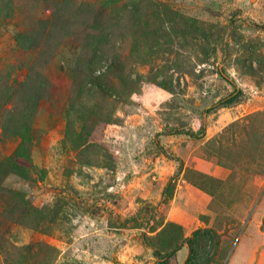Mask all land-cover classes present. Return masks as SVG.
Here are the masks:
<instances>
[{"label": "rangeland", "instance_id": "rangeland-1", "mask_svg": "<svg viewBox=\"0 0 264 264\" xmlns=\"http://www.w3.org/2000/svg\"><path fill=\"white\" fill-rule=\"evenodd\" d=\"M8 1L0 96L18 111L33 82L41 100L33 167L0 171V264H159L155 251L200 228L219 234L212 264H264V0H141L140 15L113 21L98 68L122 70L109 93L78 74L93 13L110 0H73L71 36L58 26L63 0ZM220 69L244 93L208 112L234 91ZM179 131L203 136L167 135ZM2 134L0 164L20 144Z\"/></svg>", "mask_w": 264, "mask_h": 264}, {"label": "trees", "instance_id": "trees-1", "mask_svg": "<svg viewBox=\"0 0 264 264\" xmlns=\"http://www.w3.org/2000/svg\"><path fill=\"white\" fill-rule=\"evenodd\" d=\"M0 1L10 3L8 0ZM140 2L141 0H110L111 8L107 5V2L101 5V9L97 8L96 10L98 11L93 13L92 19L94 23L91 27H88L90 37L85 40V50L83 51L84 53H88L83 55L85 56L83 59L85 64L78 74V78L82 80L85 85H89L101 92L107 91L108 93L109 90H112L114 87L113 76L122 73V70L117 68V62L112 61L105 71H100L98 68L101 67L102 56L111 57V52L106 49V46L109 44V40L111 43L110 37H112L111 35L114 33L113 21L115 20L114 29H118L124 25L123 23H125V16L127 13L130 15H140L142 13L140 10ZM120 3L122 5H119ZM75 6V1L63 0L58 7L63 13L59 16L61 22L58 26L64 30V32L70 34V36L73 33L72 30L68 29V27H70L69 19L78 16L77 14L81 11L80 7L77 9ZM87 6L88 7H85L84 9L85 11L92 8V4ZM107 8L112 9L110 10L109 16L105 13ZM144 21L146 22V17L144 18ZM56 30V28L50 27V36H52L50 40H53L55 36L62 39L61 35L63 32ZM220 76L234 88V91L228 97L221 99L217 104L211 107V109H208V112L214 111L219 107H229L236 103L243 95V91L225 74L223 69H220ZM121 78H123V76H121ZM83 82L78 84L83 86ZM35 87L36 85L33 82L32 87L26 82L22 83L21 89L24 93L21 95L23 98L21 99V102L25 105L18 111L15 108L13 96H8L5 93L0 96V129L3 133L2 135L6 137H15L20 140V144L14 153L8 158V163L5 162L0 164V171L3 172L4 176H6L12 168H15L14 170L17 173H20L19 170L25 172V170L29 171L30 167H33L31 148L36 139L35 130L33 129V120L36 115L37 104L41 100V95L38 93L41 91V88ZM42 87H44V85H42ZM68 134H75L74 142L76 144L79 140L77 134L70 129ZM170 134H185L193 138H200L203 136V134L198 135L191 131H179L178 133L169 132L167 135ZM86 138L87 137H85V139ZM166 157L170 160L175 159L168 153H166ZM22 161L29 166L21 165ZM184 246H186L189 253L183 264H212L219 250L220 237L219 234L211 228H200L195 230L189 237L183 239L181 245L175 246L165 254H162L160 251H155L154 256L158 259L159 264H180L178 261V253Z\"/></svg>", "mask_w": 264, "mask_h": 264}, {"label": "crops", "instance_id": "crops-1", "mask_svg": "<svg viewBox=\"0 0 264 264\" xmlns=\"http://www.w3.org/2000/svg\"><path fill=\"white\" fill-rule=\"evenodd\" d=\"M208 170H209V172L212 173V176L220 177V178H223V179H225L228 176V174H229V171L227 169L219 167V166L214 167V168L208 167ZM208 198H209L208 195H204V199L203 200H205L206 202L208 200V202H209Z\"/></svg>", "mask_w": 264, "mask_h": 264}, {"label": "built area", "instance_id": "built-area-1", "mask_svg": "<svg viewBox=\"0 0 264 264\" xmlns=\"http://www.w3.org/2000/svg\"><path fill=\"white\" fill-rule=\"evenodd\" d=\"M241 89V88H240ZM242 91H243V93H244V90L243 89H241ZM256 93H258L257 91H256Z\"/></svg>", "mask_w": 264, "mask_h": 264}, {"label": "water", "instance_id": "water-1", "mask_svg": "<svg viewBox=\"0 0 264 264\" xmlns=\"http://www.w3.org/2000/svg\"><path fill=\"white\" fill-rule=\"evenodd\" d=\"M129 179H130V177L127 178V180H129Z\"/></svg>", "mask_w": 264, "mask_h": 264}]
</instances>
